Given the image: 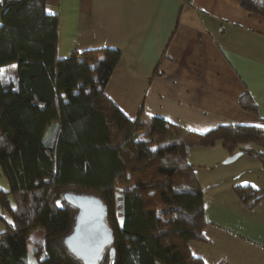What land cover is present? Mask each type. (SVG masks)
I'll use <instances>...</instances> for the list:
<instances>
[{"label":"trees","instance_id":"16d2710c","mask_svg":"<svg viewBox=\"0 0 264 264\" xmlns=\"http://www.w3.org/2000/svg\"><path fill=\"white\" fill-rule=\"evenodd\" d=\"M238 1L264 19V0ZM58 44L59 20L46 12V0H0V70L16 68L14 82H0V171L9 185L0 189L7 212L0 215V264H83L64 244L77 214L66 193L106 206L114 256L107 249L98 264H204L188 248L208 243L189 151L221 142L228 156L249 155L264 172V127L226 124L198 133L143 108L129 119L105 94L121 52L60 58ZM238 104L256 115L247 93ZM246 144L260 151L242 149ZM232 191L247 209L264 199L249 184ZM35 231L43 232L42 247L30 244Z\"/></svg>","mask_w":264,"mask_h":264},{"label":"crops","instance_id":"0c3cea01","mask_svg":"<svg viewBox=\"0 0 264 264\" xmlns=\"http://www.w3.org/2000/svg\"><path fill=\"white\" fill-rule=\"evenodd\" d=\"M46 12L59 20L60 58L121 52L105 94L127 118L143 108L198 133L226 124L264 127V19L238 0H46ZM245 93L256 115L240 109ZM228 157L221 142L189 151L208 243L188 248L204 264H264V199L247 209L232 191L245 184L264 191V172L249 155L225 163Z\"/></svg>","mask_w":264,"mask_h":264},{"label":"water","instance_id":"95a60500","mask_svg":"<svg viewBox=\"0 0 264 264\" xmlns=\"http://www.w3.org/2000/svg\"><path fill=\"white\" fill-rule=\"evenodd\" d=\"M241 153L228 157L225 163L234 161ZM66 203L77 210L71 233L64 244L71 254L83 264H98L108 249L109 258L114 256L112 230L106 222L104 203L92 195L66 193Z\"/></svg>","mask_w":264,"mask_h":264},{"label":"rangeland","instance_id":"374dc122","mask_svg":"<svg viewBox=\"0 0 264 264\" xmlns=\"http://www.w3.org/2000/svg\"><path fill=\"white\" fill-rule=\"evenodd\" d=\"M0 76H1V79L3 81L2 82L3 84H9L10 82H14V78L16 76V68L15 67H11V66L10 67H7V68H4L3 71H2V74ZM51 139L52 138H51V132H50L49 134H47L45 136V141L48 143V142L51 141ZM188 157H189V155H188ZM0 189H2L4 191H8L9 190L8 182H7L6 178L2 175L1 171H0ZM0 215L7 216V212L6 211L3 212L0 209ZM0 227H1L0 229L2 230L3 229V226H2L1 223H0ZM43 238H44L43 232H41V231H35L29 237L30 244L31 245H34L35 244V245H37L39 247H42V245H43ZM194 242H196V241H194ZM198 243H202V242H198ZM31 245H29V247H28V262L33 263L32 257H31V253H32L33 249H31ZM189 251H190V249H189ZM191 255H192V253H191ZM193 257H195V256H193ZM195 258H198V257H195ZM198 259H200V258H198ZM200 260H202V259H200Z\"/></svg>","mask_w":264,"mask_h":264},{"label":"snow or ice","instance_id":"6c2138e0","mask_svg":"<svg viewBox=\"0 0 264 264\" xmlns=\"http://www.w3.org/2000/svg\"><path fill=\"white\" fill-rule=\"evenodd\" d=\"M2 71H3V70H0V74H2ZM0 82H3V81H2V80H0Z\"/></svg>","mask_w":264,"mask_h":264},{"label":"bare ground","instance_id":"6f19581e","mask_svg":"<svg viewBox=\"0 0 264 264\" xmlns=\"http://www.w3.org/2000/svg\"><path fill=\"white\" fill-rule=\"evenodd\" d=\"M68 204V203H67ZM69 205V204H68ZM72 207V206H71ZM75 209V208H74ZM77 211V210H76ZM74 225V224H73ZM72 231V230H71ZM65 240V239H64ZM73 255V254H72Z\"/></svg>","mask_w":264,"mask_h":264}]
</instances>
